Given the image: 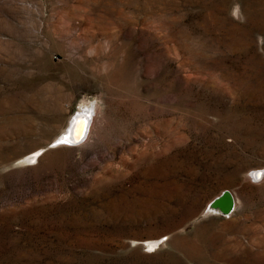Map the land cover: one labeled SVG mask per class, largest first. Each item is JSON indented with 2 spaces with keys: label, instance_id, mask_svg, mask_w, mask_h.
Returning a JSON list of instances; mask_svg holds the SVG:
<instances>
[{
  "label": "rangeland",
  "instance_id": "obj_1",
  "mask_svg": "<svg viewBox=\"0 0 264 264\" xmlns=\"http://www.w3.org/2000/svg\"><path fill=\"white\" fill-rule=\"evenodd\" d=\"M254 172L264 0H0V264H264Z\"/></svg>",
  "mask_w": 264,
  "mask_h": 264
},
{
  "label": "bare ground",
  "instance_id": "obj_2",
  "mask_svg": "<svg viewBox=\"0 0 264 264\" xmlns=\"http://www.w3.org/2000/svg\"><path fill=\"white\" fill-rule=\"evenodd\" d=\"M83 103L84 104H82V108H80L79 111L76 112L73 117H71L70 122L65 127L66 129H64L60 133L61 134L60 138L61 137H64L68 141V142H66V144H68V145H77V144H79L78 142H76V140H78L79 138H81V136H85L86 135V132H87L86 131L87 129H89V131H88V135H86V136L88 137L89 134H90V131H91V128H92V124H93V121H94L95 112L98 111V104L97 103H92L91 104V102L88 103V104H86L85 102H83ZM90 115H92V116H91V120H89V123H88V119H89ZM69 125H70V127H69ZM59 135H57L54 138V140H56L57 138H59L58 137ZM35 156H37V154H35ZM222 192L219 193L218 196L222 195ZM218 196H216V198H218ZM213 198H215V197H213ZM213 198L210 200V202L213 200ZM224 200H225L224 201V205H226V206L228 205V203L230 201H233L234 204H235V197H234V195L232 197L228 196ZM215 209L221 210L220 208H215ZM154 244H156V242ZM150 246L153 247L154 245H151L150 244Z\"/></svg>",
  "mask_w": 264,
  "mask_h": 264
},
{
  "label": "water",
  "instance_id": "obj_3",
  "mask_svg": "<svg viewBox=\"0 0 264 264\" xmlns=\"http://www.w3.org/2000/svg\"><path fill=\"white\" fill-rule=\"evenodd\" d=\"M89 120H91V115H90V117L88 119V123H89ZM69 127H70V125H69ZM86 131L88 132V129ZM87 132H86V134H87ZM85 136H81V138L76 140V142H78V143L81 142L85 138ZM59 141L68 142L64 137H61L59 139ZM228 196L232 197V194H231V192L229 190H225L222 193V195H220V196H218V198L214 199V201H213L211 206L214 207V208H220L223 212H230L232 207H233L232 205H233L234 202L230 201L227 206L224 205V201H225L224 199L226 197H228Z\"/></svg>",
  "mask_w": 264,
  "mask_h": 264
},
{
  "label": "snow or ice",
  "instance_id": "obj_4",
  "mask_svg": "<svg viewBox=\"0 0 264 264\" xmlns=\"http://www.w3.org/2000/svg\"><path fill=\"white\" fill-rule=\"evenodd\" d=\"M254 178H259L261 176H264V172H254L251 174Z\"/></svg>",
  "mask_w": 264,
  "mask_h": 264
}]
</instances>
